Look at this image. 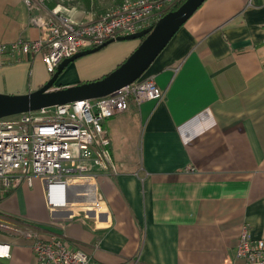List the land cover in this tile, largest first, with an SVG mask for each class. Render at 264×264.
<instances>
[{
  "label": "crops",
  "instance_id": "obj_1",
  "mask_svg": "<svg viewBox=\"0 0 264 264\" xmlns=\"http://www.w3.org/2000/svg\"><path fill=\"white\" fill-rule=\"evenodd\" d=\"M53 1L50 8L61 3ZM119 3L61 9L91 22ZM31 13L22 0H0V45L39 37ZM133 41L111 45L124 61L139 44ZM81 61L70 63L53 88L79 84ZM144 75L162 98L139 105L131 99L102 122L115 171L97 176L105 212L98 221H50L24 183L8 192L0 184V214L37 224L41 238L64 239L93 264H230L244 226L264 237V0H206ZM49 78L40 56L0 54V94H27ZM55 198L65 207L91 203ZM0 243L9 246L0 264H37L33 239L0 235Z\"/></svg>",
  "mask_w": 264,
  "mask_h": 264
},
{
  "label": "built area",
  "instance_id": "obj_2",
  "mask_svg": "<svg viewBox=\"0 0 264 264\" xmlns=\"http://www.w3.org/2000/svg\"><path fill=\"white\" fill-rule=\"evenodd\" d=\"M30 15L29 25L39 37L0 45L4 51L23 57L40 56L51 75L57 66L74 54L100 46L119 36L135 34L153 24L175 0H123L97 20L76 22L50 0H22ZM153 20V21H152ZM163 91L154 78L142 75L133 83L108 96L83 100L0 119V182L5 191L24 183L33 186L37 178L43 186L48 209L68 217L99 220L105 213L98 196L97 176L115 171L109 138L103 120L123 112L132 99L160 100ZM59 198L73 204L82 200L90 205L61 206ZM0 232L33 239L31 251L37 264H93L80 249H69L64 239L41 238L38 228L0 214ZM9 246L0 243V258L8 256ZM230 264H264V237L253 238L244 226L239 234L235 260Z\"/></svg>",
  "mask_w": 264,
  "mask_h": 264
},
{
  "label": "water",
  "instance_id": "obj_3",
  "mask_svg": "<svg viewBox=\"0 0 264 264\" xmlns=\"http://www.w3.org/2000/svg\"><path fill=\"white\" fill-rule=\"evenodd\" d=\"M206 0H184L176 9L165 12L153 24L131 35L119 36L104 44L80 51L64 59L48 81L33 92L22 95L0 94V119L42 108L95 100L115 93L139 79L166 47L176 32ZM141 40L138 46L107 75L90 82L53 88L59 75L75 60L100 51L114 42Z\"/></svg>",
  "mask_w": 264,
  "mask_h": 264
},
{
  "label": "rangeland",
  "instance_id": "obj_4",
  "mask_svg": "<svg viewBox=\"0 0 264 264\" xmlns=\"http://www.w3.org/2000/svg\"><path fill=\"white\" fill-rule=\"evenodd\" d=\"M58 1L61 2L58 5L59 8H61V6H64V8L69 7L66 5H71V4H74L75 2L79 3V5H76V6H80L81 8L84 7L81 2L76 1V0H63V1L58 0ZM122 1L123 0H120V2H122ZM175 1H177V0H175ZM49 2L47 5H49ZM62 4H64V5H62ZM131 42H134V41H129V42L125 41V42H116V43L127 44V43H131ZM112 46L113 45L110 44V45L104 47L103 49H101L100 51H97L93 54H89L87 56H84V57L77 59V60H82L81 63L80 62L78 63V67H80V69L83 70L82 72H80V79H79L78 83L90 82L92 80H96L100 77H103V76L107 75L108 73H110L112 70H114L123 61L122 60L123 59L122 58V55H123L122 51L119 52V50H117L116 48H114ZM14 61H17V60H14ZM21 61L24 62L23 60H21ZM24 63H26V62H24ZM26 64H28V67L30 68V71L27 72L26 77L27 76L30 77L32 75V69H31V66L29 63H26ZM47 75H48V77L52 76V74L49 75L48 73H47ZM6 95H9V94H6ZM20 95H22V94H20ZM0 184H1V182H0ZM20 185L18 186V188L20 187ZM1 188H3V187L1 186ZM29 190H30L29 200L35 205L39 204L43 210L45 208V206H47L46 196H45V192H44V196H43L44 190L42 191L41 183L37 178H33V188H29ZM2 192H4V191H2ZM47 210L51 214L52 219L50 221L58 220L61 218L60 216L66 217L67 219H72L71 217H68L67 214H59L60 210L54 209L53 211H51L50 209H48V207H47ZM42 213H43V211H42ZM80 215L83 216V212H80ZM87 220H91V221L93 220V222H94V219L91 217H89V219H87ZM31 222L36 223L37 221L32 220ZM30 225L33 227H36L37 224L35 225V224L30 223ZM11 233L12 232L7 233V235H6V234L0 232V235H3V237L4 236L8 237V235H10Z\"/></svg>",
  "mask_w": 264,
  "mask_h": 264
},
{
  "label": "trees",
  "instance_id": "obj_5",
  "mask_svg": "<svg viewBox=\"0 0 264 264\" xmlns=\"http://www.w3.org/2000/svg\"><path fill=\"white\" fill-rule=\"evenodd\" d=\"M76 1H79L83 4L84 7H86L89 3H90V0H76ZM184 0H177L173 5L172 7L169 9V10H173V9H176ZM59 1L58 0H55L53 1L50 6H54L56 3H58ZM121 3V2H120ZM119 3V4H120ZM76 4V2L74 3ZM169 10H166L165 12L169 11ZM141 40H138V42L140 43ZM4 192H8V191H5L3 189ZM10 191V190H9Z\"/></svg>",
  "mask_w": 264,
  "mask_h": 264
},
{
  "label": "bare ground",
  "instance_id": "obj_6",
  "mask_svg": "<svg viewBox=\"0 0 264 264\" xmlns=\"http://www.w3.org/2000/svg\"><path fill=\"white\" fill-rule=\"evenodd\" d=\"M0 252H1V250H0Z\"/></svg>",
  "mask_w": 264,
  "mask_h": 264
}]
</instances>
